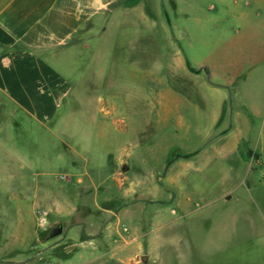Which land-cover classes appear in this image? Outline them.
<instances>
[{"label":"rangeland","instance_id":"obj_1","mask_svg":"<svg viewBox=\"0 0 264 264\" xmlns=\"http://www.w3.org/2000/svg\"><path fill=\"white\" fill-rule=\"evenodd\" d=\"M232 1L147 0L143 20L126 27L127 45L112 39V23L95 39L98 58L80 52L54 136L0 125V264H77L93 249L83 254L69 246L72 239L54 234L55 226L83 216L93 228L105 208L124 207L110 244L104 236L88 264H142L141 255L146 264H264V59L243 83L238 76L229 85L224 71L235 58L222 57L264 49V0ZM231 6L245 9L243 24L225 16ZM110 43L118 53L111 63ZM124 51L129 66L117 56ZM174 53L215 73L201 70L188 86L167 68ZM239 99L260 114L236 121L220 112ZM59 137L78 147L88 170L100 167L93 184L79 185L89 187L87 200H78L73 187L54 203L44 195ZM123 163L130 183L118 186L114 171ZM105 187L109 199L101 200ZM55 204L70 214L66 220L50 215ZM37 208L47 211L44 227L36 225Z\"/></svg>","mask_w":264,"mask_h":264},{"label":"crops","instance_id":"obj_2","mask_svg":"<svg viewBox=\"0 0 264 264\" xmlns=\"http://www.w3.org/2000/svg\"><path fill=\"white\" fill-rule=\"evenodd\" d=\"M232 2L236 4V0ZM146 4L147 0H0L1 130L5 128V123L11 122L13 130L18 129L20 125H26L27 128L36 127L53 135L55 121H64L60 107L72 94L74 87L72 76L78 73L80 52L88 51L90 58H98L101 55L97 50L100 35L107 30L106 24L111 26L112 23L116 27L112 39L117 41L121 38L127 45L129 37L126 35V27L143 20ZM244 10L242 7L231 6L226 10L225 16L243 24L246 17ZM96 38L98 41H95ZM92 39H94L93 43H91ZM245 39L251 40L252 37L247 36ZM111 44L107 51L109 63L117 53L112 48L114 44ZM123 53L125 54L117 55L125 58L120 63L129 66L128 52ZM170 56L167 68L178 73L179 78L184 76L191 81L188 86H195L198 83L197 77L200 76L201 70L204 74L208 73V76L215 73L208 66L200 69L189 65L179 53ZM222 57L235 58L227 60L228 70L224 71L226 76L224 82L232 85L240 76L239 84L247 79L256 64L262 62L264 49L258 51L254 48H238L230 51L229 54H223ZM97 74H100L99 71ZM222 89L225 87L222 86ZM161 99L164 101L167 98L164 95ZM220 104H224L223 99ZM219 110L224 115H232L233 120L236 121L244 120L243 116L261 112L251 103H243L240 99L234 102L233 108L223 107V110L222 108ZM61 134L64 136L63 131ZM56 140L58 158L56 164L54 163L55 173L48 172L43 178V185L47 187L44 189L46 199H51L52 203L57 202L55 199H58L59 195L68 194L71 187L76 189L78 200L89 199L87 197L89 187L79 185L83 184L85 179L93 184V180L98 177L97 170L100 167L96 165L95 168L88 170L78 147L70 145L68 140L62 137ZM122 165L124 169H115L113 179L118 186L125 184L127 186L130 181H126V173L121 172L128 167L124 163ZM107 189L105 187L103 190L101 200L109 199ZM126 190L129 189L125 188V192ZM139 197L137 201L143 200L141 196ZM59 199L61 200L60 197ZM95 199L94 197L93 200ZM52 206L53 208L48 206L51 216L64 219V216L70 215L59 204ZM99 208L103 212L104 208ZM118 210L105 208L104 215L94 221L93 228L83 216L64 219L68 224L67 229L62 223L57 225L60 233L65 231L64 236L72 239L69 246L75 247L76 250L81 249L83 254H86L84 250L93 249L91 257L82 258L77 264H88L93 260L91 258L95 255V249L99 250L104 236L105 244H110V235L113 231L117 232V226L121 222L120 212L123 210L125 213L128 209L124 207ZM92 232L95 233L94 236L90 235ZM79 256L80 254L77 258Z\"/></svg>","mask_w":264,"mask_h":264},{"label":"built area","instance_id":"obj_3","mask_svg":"<svg viewBox=\"0 0 264 264\" xmlns=\"http://www.w3.org/2000/svg\"><path fill=\"white\" fill-rule=\"evenodd\" d=\"M35 222L38 227H44L47 223V211L42 208L35 210Z\"/></svg>","mask_w":264,"mask_h":264},{"label":"water","instance_id":"obj_4","mask_svg":"<svg viewBox=\"0 0 264 264\" xmlns=\"http://www.w3.org/2000/svg\"><path fill=\"white\" fill-rule=\"evenodd\" d=\"M59 231H60V228L58 226H55L54 234L59 233ZM146 259H147L146 255H141L140 256V260H141L142 264H146Z\"/></svg>","mask_w":264,"mask_h":264},{"label":"trees","instance_id":"obj_5","mask_svg":"<svg viewBox=\"0 0 264 264\" xmlns=\"http://www.w3.org/2000/svg\"><path fill=\"white\" fill-rule=\"evenodd\" d=\"M190 69V68H189ZM191 70V69H190ZM240 155H242V152H240ZM178 156V155H177ZM187 156H190V153H186V154H183V155H181V157H187ZM171 161V159L170 160H168L167 161V163H169Z\"/></svg>","mask_w":264,"mask_h":264}]
</instances>
